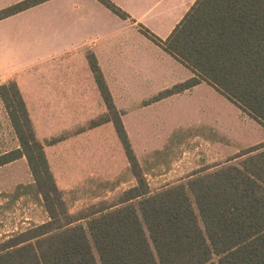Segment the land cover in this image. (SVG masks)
Segmentation results:
<instances>
[{
	"label": "trees",
	"instance_id": "1",
	"mask_svg": "<svg viewBox=\"0 0 264 264\" xmlns=\"http://www.w3.org/2000/svg\"><path fill=\"white\" fill-rule=\"evenodd\" d=\"M45 1L13 5L0 20ZM141 32L193 74L152 102L206 83L264 129V0H197L166 40ZM88 60L107 109L92 125L112 122L135 184L72 215L16 83L1 84L20 148L0 166L26 158L48 220L0 242V264H264V142L152 193L97 61Z\"/></svg>",
	"mask_w": 264,
	"mask_h": 264
},
{
	"label": "crops",
	"instance_id": "2",
	"mask_svg": "<svg viewBox=\"0 0 264 264\" xmlns=\"http://www.w3.org/2000/svg\"><path fill=\"white\" fill-rule=\"evenodd\" d=\"M23 1L0 0V11ZM109 1L124 18L98 0H47L0 20V85L16 83L63 197L120 172L116 157L123 148L112 122L92 125L107 109L88 55L97 61L131 146L151 112V119L159 117L156 107L202 86L152 102V78L156 84L179 72L177 81L184 82L193 74L141 32L166 40L197 0Z\"/></svg>",
	"mask_w": 264,
	"mask_h": 264
},
{
	"label": "rangeland",
	"instance_id": "3",
	"mask_svg": "<svg viewBox=\"0 0 264 264\" xmlns=\"http://www.w3.org/2000/svg\"><path fill=\"white\" fill-rule=\"evenodd\" d=\"M179 76V72L169 73L166 78H158L156 84L152 78L151 100L164 87L169 89L182 83L177 81ZM201 84L192 95L184 94L156 107L159 117L151 119L156 118L151 112L150 120L139 125L133 135V151L152 193L179 180L186 181L196 172H212L230 163L227 160L237 153L264 142L261 126L215 94L206 83ZM19 148L0 100V156ZM121 152L116 157L120 168L117 177L107 173L105 177L110 176L109 179L85 182L81 189L64 195L72 215L85 212L91 205L113 202L122 191L134 186L135 181L127 182L133 178L127 157ZM30 174L25 157L0 166V242L48 220ZM80 223L86 226L85 221Z\"/></svg>",
	"mask_w": 264,
	"mask_h": 264
}]
</instances>
